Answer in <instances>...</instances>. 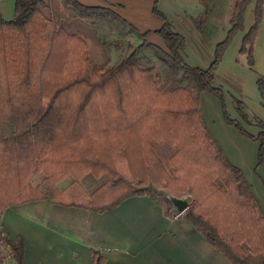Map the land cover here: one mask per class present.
<instances>
[{"label": "trees", "instance_id": "16d2710c", "mask_svg": "<svg viewBox=\"0 0 264 264\" xmlns=\"http://www.w3.org/2000/svg\"><path fill=\"white\" fill-rule=\"evenodd\" d=\"M263 1L254 0L237 49L250 70ZM156 2L151 14L160 26L152 33L163 48L145 39L149 31L138 32L112 11L75 0H61L60 5L48 0L49 16L41 12L40 0H14L12 16H0V213L9 205L41 199L100 213L134 195H147L159 204L153 189L184 191L190 202L180 215L212 248L230 264H264V217L241 171L226 159L198 112L199 92L214 96L224 122L257 142L255 166L264 163V123L247 119L241 102L227 95L242 122L260 128L256 135L246 132L228 117L225 93L213 84L222 52L242 29L250 0H232L225 35L205 68L184 61V39ZM73 16L94 28L100 21L118 20L139 41L127 42L111 64L91 63L84 40L59 24ZM198 17L199 30L202 15ZM144 50L161 59L165 79ZM255 87L264 109V74H256ZM153 141L172 147L171 173L154 154ZM39 173L45 183L87 174L105 179L78 201L63 202L51 199L47 188L42 192L30 185ZM68 189L54 192L65 197ZM12 190L14 198L22 193L28 198L7 202ZM3 248L14 264H23L19 237L11 240L0 233V254Z\"/></svg>", "mask_w": 264, "mask_h": 264}, {"label": "crops", "instance_id": "0c3cea01", "mask_svg": "<svg viewBox=\"0 0 264 264\" xmlns=\"http://www.w3.org/2000/svg\"><path fill=\"white\" fill-rule=\"evenodd\" d=\"M40 1L41 12L49 16L48 0ZM53 1L60 5L61 0ZM75 1L112 11L136 31H149L145 39L162 46L152 33L160 26V20L151 14L153 0ZM13 4L14 0H0V16L11 17ZM231 4L232 0H157L156 7L183 37L184 61L205 68L212 59L214 45L225 35ZM252 6L248 3L244 7L242 29L232 35L224 48L213 83L225 93L228 117L251 135L258 128L244 126L226 94L245 103L248 109L243 112L252 113L264 123V110L255 87L256 74H264V1L251 54L252 70L246 66L244 55L237 53L251 22ZM203 14L198 30L196 21ZM59 24L84 40L91 58L90 46L97 41L95 29L76 16L60 20ZM111 24L115 25L114 21ZM98 49L96 54H106L100 46ZM96 54L92 57L95 63ZM198 112L226 159L241 171L264 217V163L255 166L257 142L226 124L218 101L205 91L198 94ZM172 213L170 203L164 207L147 195L127 197L100 213L41 199L6 207L0 213V233L11 240L21 239L23 264H230L180 215L182 212Z\"/></svg>", "mask_w": 264, "mask_h": 264}, {"label": "rangeland", "instance_id": "374dc122", "mask_svg": "<svg viewBox=\"0 0 264 264\" xmlns=\"http://www.w3.org/2000/svg\"><path fill=\"white\" fill-rule=\"evenodd\" d=\"M249 3H254V0H250ZM203 16H204V14L202 15L201 20H204ZM250 20H251V15H250ZM197 21H199V19H197ZM114 23H115V25L111 24V22L110 23L105 22L101 25H97L96 28L93 27V29H95V31H96L97 41H95L96 43L94 45L90 46V49H89L90 54H91V58H90V55H88V59L91 63H94V64H102V63L111 64L124 52L125 44L127 42L131 43L133 45L138 43V41H139L138 38L136 36H134L133 33H131L132 31L128 28V26L123 25V24H119L118 20H115ZM101 41H104V43L106 44L105 47L101 46V44H100ZM99 46L102 48V51L103 50L106 51V54H104V55L103 54H96L94 52L95 50L96 51L99 50L98 49ZM86 47H87V45H86ZM158 47L163 48V46H158ZM87 53H88V50H87ZM94 54H96V63L92 61V59H94V58H92L94 56ZM142 54L144 55L145 58H147L149 61H151L155 65V67L157 68V72L159 74V78L165 79L167 72H166V67L162 63L161 59L159 57L155 56L154 54H152L150 51H147V50H144ZM144 60L145 59H142V62L144 64H146L147 62H144ZM181 84H183V83H181ZM226 96H227V94H226ZM235 99H237V98H235ZM239 101L242 104V111L246 110V108H247L246 104L243 103L241 100H239ZM231 105H232V102H231ZM232 108H233V105H232ZM233 110H234V108H233ZM245 115H246L247 119H249L252 122H253L254 118H257L255 116H253L252 113L249 114L250 116L246 113H245ZM244 126L250 127V126H254V125H249V124L244 123ZM259 131H260V128H258V130L253 135H256ZM152 147H153L154 154L161 161V164L163 165L164 169L167 172L171 173V167H170V164L168 162V156L172 151V147L169 146L168 144H165L162 142H156V141L152 142ZM41 178H42V175L40 173L36 174L30 180V185L31 186H37L38 189L42 192L45 191V189L47 188L50 192L49 197L51 199H53V200L59 199L63 202H67V201H78L79 199H81L82 194H88L97 184H99L103 179H105V176L95 178L94 176L87 174V175L83 176L82 178H80L79 180H75V181H73V179L70 176H66L63 179L58 180L57 182H52V183L42 182ZM71 184H72V186L69 187V189H68V186H70ZM61 189H68L69 195L66 196L64 194L65 197L62 195L63 198L62 197L58 198V196L55 195L54 190H61ZM151 192H152V195L156 198V200H158V202L160 204H162V206H164V207H168V205H169V202L165 198L164 193H169L170 195H173L176 197L186 196V197H188V201L190 202V197L184 191H181V192H179V191H162L159 189L158 190L153 189V191L151 190ZM15 193L16 192L14 190L10 191L5 197L6 201L7 202L10 201L11 203H17L20 200H24V199L28 198V195L26 193L20 194L19 198H14ZM26 202H28V201H26ZM12 205H17V204H12ZM12 205H9V206H12ZM9 206H7V207H9ZM170 209H171V206H170ZM171 211H172V209H171Z\"/></svg>", "mask_w": 264, "mask_h": 264}, {"label": "water", "instance_id": "95a60500", "mask_svg": "<svg viewBox=\"0 0 264 264\" xmlns=\"http://www.w3.org/2000/svg\"><path fill=\"white\" fill-rule=\"evenodd\" d=\"M165 198L170 203L171 209L175 214H180L188 204V197L182 196V197H176L173 195H170L169 193H164Z\"/></svg>", "mask_w": 264, "mask_h": 264}, {"label": "built area", "instance_id": "2783aa9c", "mask_svg": "<svg viewBox=\"0 0 264 264\" xmlns=\"http://www.w3.org/2000/svg\"><path fill=\"white\" fill-rule=\"evenodd\" d=\"M0 256H1L0 264H14L10 258L8 251L5 248L1 249Z\"/></svg>", "mask_w": 264, "mask_h": 264}]
</instances>
